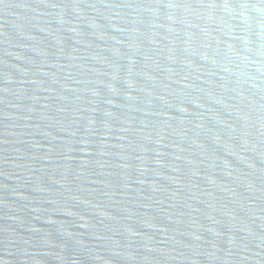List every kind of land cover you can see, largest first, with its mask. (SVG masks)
<instances>
[{
	"label": "water",
	"instance_id": "1",
	"mask_svg": "<svg viewBox=\"0 0 264 264\" xmlns=\"http://www.w3.org/2000/svg\"><path fill=\"white\" fill-rule=\"evenodd\" d=\"M0 264H264V0H0Z\"/></svg>",
	"mask_w": 264,
	"mask_h": 264
}]
</instances>
